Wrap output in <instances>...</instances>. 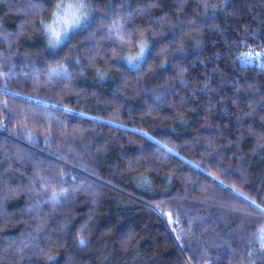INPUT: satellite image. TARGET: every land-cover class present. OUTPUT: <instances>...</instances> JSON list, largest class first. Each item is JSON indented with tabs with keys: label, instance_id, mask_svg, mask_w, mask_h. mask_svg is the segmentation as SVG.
<instances>
[{
	"label": "trees",
	"instance_id": "obj_1",
	"mask_svg": "<svg viewBox=\"0 0 264 264\" xmlns=\"http://www.w3.org/2000/svg\"><path fill=\"white\" fill-rule=\"evenodd\" d=\"M60 1L0 0V264H264V0Z\"/></svg>",
	"mask_w": 264,
	"mask_h": 264
},
{
	"label": "snow or ice",
	"instance_id": "obj_2",
	"mask_svg": "<svg viewBox=\"0 0 264 264\" xmlns=\"http://www.w3.org/2000/svg\"><path fill=\"white\" fill-rule=\"evenodd\" d=\"M153 7L155 5H152ZM207 7V5H205ZM89 5H87L84 0H61V2L55 5V11L53 12L51 23L44 24L43 21V30L48 38L49 47L57 48L64 44L69 38V32L79 29L83 26H87L91 20L90 13L88 11ZM227 8V5L224 6ZM124 26L120 21H113L109 33L115 34V38L121 43L130 42V37L126 39L124 33ZM146 43L140 42V52L136 57H129L128 62L131 64L133 60L139 61L143 58L144 50ZM236 59L241 63L242 66H247L255 64L257 60L261 61L260 67L264 69V53H253L246 52L242 53ZM79 63V61H77ZM4 75L0 73V76ZM68 75V67L64 63L56 62L55 67H52L48 72V79L51 81L59 80L61 77ZM27 119V117H25ZM239 119V118H238ZM264 147V145H261ZM235 191V189H234ZM60 194L53 192L51 199L53 201L57 200ZM247 200V197H244ZM252 204L255 205V208L264 215V208H261L259 205L255 204V201H252ZM171 222V221H170ZM256 240L259 244V249L261 253H264V226L257 229ZM85 241L80 240V244L83 245Z\"/></svg>",
	"mask_w": 264,
	"mask_h": 264
},
{
	"label": "rangeland",
	"instance_id": "obj_3",
	"mask_svg": "<svg viewBox=\"0 0 264 264\" xmlns=\"http://www.w3.org/2000/svg\"><path fill=\"white\" fill-rule=\"evenodd\" d=\"M61 2V1H60ZM80 29V28H79ZM78 29H75L74 31H70L69 32V36L72 34V33H74V32H76ZM139 49V48H138ZM145 50H146V47H145ZM145 50H144V54H145ZM138 51V50H137ZM139 52H140V49H139V51L137 52V54H136V56L139 54ZM144 54H143V58L142 59H140L139 61H135V60H133V62L131 63V64H129V62H128V59H127V64L131 67V68H138L140 65H141V63L143 64V61L145 60V57H144ZM136 56H134V57H136Z\"/></svg>",
	"mask_w": 264,
	"mask_h": 264
}]
</instances>
